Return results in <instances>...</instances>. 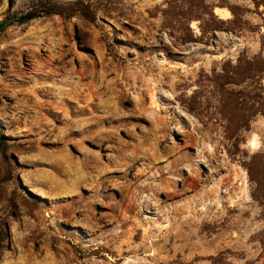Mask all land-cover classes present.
Here are the masks:
<instances>
[{"label":"rangeland","instance_id":"374dc122","mask_svg":"<svg viewBox=\"0 0 264 264\" xmlns=\"http://www.w3.org/2000/svg\"><path fill=\"white\" fill-rule=\"evenodd\" d=\"M39 1L0 14V264H264V208L210 81L264 55L261 0H205L228 22L202 36L190 21L194 40L164 20L169 0H83L91 18L19 23ZM244 137L264 150L263 116Z\"/></svg>","mask_w":264,"mask_h":264},{"label":"trees","instance_id":"16d2710c","mask_svg":"<svg viewBox=\"0 0 264 264\" xmlns=\"http://www.w3.org/2000/svg\"><path fill=\"white\" fill-rule=\"evenodd\" d=\"M256 5L264 6V1H256ZM231 10L236 15L235 10ZM162 12L164 20L169 25L178 23L186 26L190 34L189 40H194L193 32L189 27L190 21L200 22L199 29L202 36L223 30L228 22L218 18L214 13V7L207 5L205 0H169ZM75 13L91 18L90 7L83 0H40L32 10L17 17V21L23 24L47 15L58 14L70 17ZM7 24L6 19L0 21V32L5 30ZM263 79L264 55L258 53L250 57L245 52L240 53L235 60H224L220 70H215L210 77L214 90L219 96L216 112L224 138L229 142L227 151L230 156L238 158L247 173L252 199L264 208V150L249 153L243 146L244 132L250 130L253 119L258 115L264 117ZM196 94L197 92H194L191 99L196 97ZM192 108L193 112L204 113L202 101H196ZM6 237V230H1L0 255L6 248L3 243ZM226 254H232V251L229 249L223 251L219 256L211 257V260H217Z\"/></svg>","mask_w":264,"mask_h":264},{"label":"water","instance_id":"95a60500","mask_svg":"<svg viewBox=\"0 0 264 264\" xmlns=\"http://www.w3.org/2000/svg\"><path fill=\"white\" fill-rule=\"evenodd\" d=\"M9 3L8 0H4L3 6L0 9V14L6 11V8L8 7Z\"/></svg>","mask_w":264,"mask_h":264},{"label":"bare ground","instance_id":"6f19581e","mask_svg":"<svg viewBox=\"0 0 264 264\" xmlns=\"http://www.w3.org/2000/svg\"><path fill=\"white\" fill-rule=\"evenodd\" d=\"M216 13H217V14H220V15H224V14H223V9H220V8H217V9H216Z\"/></svg>","mask_w":264,"mask_h":264}]
</instances>
